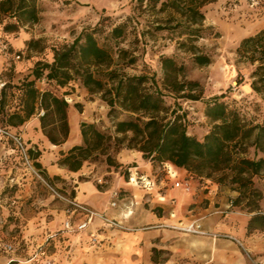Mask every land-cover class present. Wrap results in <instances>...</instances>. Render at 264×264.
<instances>
[{
  "label": "rangeland",
  "instance_id": "rangeland-1",
  "mask_svg": "<svg viewBox=\"0 0 264 264\" xmlns=\"http://www.w3.org/2000/svg\"><path fill=\"white\" fill-rule=\"evenodd\" d=\"M161 1L159 0L153 5L154 2L151 1L138 4L135 0H35L38 10L37 21L24 22L20 24L19 28L7 31L3 30V24H9L14 19L12 17L6 18L1 24L2 35L0 40L5 44L1 47V52L8 54V61L11 65H14L15 62L27 63L29 61L33 65V69L38 60L52 61L53 49L71 43L81 31L94 32L98 43L111 51L113 66L129 75L145 74L154 78L155 85L162 94L164 104L168 107L167 118L170 116L171 110L176 111L177 114H182L189 135L201 139L211 129L212 122L205 115L206 105L214 97L221 94L223 97H220L219 101L225 102L230 109L235 110L243 121L249 124L264 125V99L250 86V74L255 64L249 63L236 52L242 38L264 28V0H215L204 4L200 8L204 13V19L202 25L200 27L198 25L201 28V37L193 41L185 40L188 36V28L185 23L186 19L183 17L184 5H181L178 11L172 8L160 11ZM117 25H123V35L113 39L111 29ZM157 26H162V28H157ZM3 31L10 33L8 38L3 34ZM11 38L21 45L12 47L8 43V39ZM182 41H185L184 45H179V42ZM192 44L197 47L199 52L210 57L211 62L209 64L198 65L194 62L192 51L189 49ZM162 57H172L177 66H182L180 71L173 76V79L184 84V91L177 93L166 89L165 74L161 63ZM9 74L12 72L7 70L6 75L8 77ZM187 82H193L194 85ZM38 85L39 88L49 89L59 96L66 92L72 94L70 104L73 105V112L76 113L75 110H77L78 113H81L86 110V113L90 118L92 116L93 120L82 122L93 123L99 131L106 134L116 136L114 124L118 120H124L130 116L129 112L118 107L111 109L105 101L106 94L101 91H88L79 85L78 79L59 87L53 81L41 77ZM11 86L12 84H9L5 92L3 107L11 99ZM146 86L153 85H151V81H148ZM189 91L199 95V98L193 100L181 97L183 92ZM161 115L164 114L161 113ZM79 129L81 135V123ZM118 136L122 138L121 134ZM127 139L118 142L111 138L103 154H99L96 159H87L83 164L86 162L89 165L94 164L95 168L101 171L108 166L105 159L109 154L114 162L121 164L116 169H120L127 176L129 173L127 165L131 167L135 162L127 159L126 156H122L121 153L139 152L134 148L126 147ZM81 143L82 135L80 142L75 143V145ZM235 151L236 156L255 157L254 148L248 144L244 145V150L235 149ZM11 156V166L14 165V169H18L23 178L28 177L30 173L25 170L15 153ZM260 156H264V153L258 152L256 157ZM120 160L126 161L128 164L120 163ZM151 164L152 173L155 175V182L158 185L156 191L163 192L168 185L174 183L176 177L169 175L167 166L158 162ZM35 168L41 176L39 178L31 174L33 182L36 183V189L40 185L43 189L51 191L48 186V184L53 185L49 181L50 179L48 180L43 169L37 166ZM133 171L131 169V172ZM217 176L214 175V178H197V180L199 183L205 184H207L205 182L207 179L216 183L218 189L226 194L225 197L230 203L238 192L230 189L227 184L217 183L215 180ZM251 180L253 188L262 192L257 203L260 209L264 210V177L253 175ZM52 187L56 188L54 185ZM18 189L19 186L16 184L6 185L1 195L8 198ZM57 190L61 189L57 188ZM57 195L55 194V196ZM146 196L142 198L141 203L143 212L147 214L154 211L161 215L162 207L155 206V203L147 199ZM57 197L55 198L58 199ZM140 197L141 195L136 192V198L140 199ZM30 198H28V202ZM162 202L166 203V201ZM214 207L206 215L213 214L216 210L226 209L218 207V204H215ZM229 210L246 213L249 216L245 225V233L250 234L247 231V223L253 212L248 211L245 200ZM216 215L220 219H228V217H224L225 214L217 213ZM190 223L191 218L169 216L162 218L160 223L145 221V227L161 224L163 225L162 228L175 230L178 233L174 238L176 242L172 244V248L165 247L156 253L152 251V257L157 260L158 264H203V243L193 236L191 231L187 230ZM165 226H177L178 229ZM216 233L223 235L220 232ZM243 254H246L244 250ZM245 257L252 262L247 255Z\"/></svg>",
  "mask_w": 264,
  "mask_h": 264
},
{
  "label": "crops",
  "instance_id": "crops-1",
  "mask_svg": "<svg viewBox=\"0 0 264 264\" xmlns=\"http://www.w3.org/2000/svg\"><path fill=\"white\" fill-rule=\"evenodd\" d=\"M1 30L0 27V37ZM3 34L8 38L10 33L3 31ZM8 40L12 47L21 45L12 38ZM3 44L0 40V75L11 84L17 85L24 79L34 78L31 62H15L11 65L8 54L1 52ZM7 70L12 72L9 77L6 75ZM38 83L39 80L36 81L39 87ZM71 100L69 97V104ZM18 103L16 96H11L3 110L12 113L20 107ZM73 110V105L70 104L69 134L60 144L51 143L43 133L41 110L36 109L18 125L29 146L39 151L35 161L56 187L48 184L51 191L43 189L40 185L36 189L31 174L23 178L19 170L14 169V165L11 166V151L0 141V264H158L157 260L153 261L152 251L172 248L178 233L162 228L161 224L145 227V221L160 223L162 218L168 216L191 218V222L197 221L201 228L208 232L193 233V236L203 243V264H255L247 260L243 248L252 256L264 261V232L255 231L248 235L245 233L249 218L246 213L230 211L224 216L228 219L224 220L215 212L206 215L215 208V204L224 208H228L230 204L226 194L208 179L205 184L199 183L197 178H190L192 189L189 193L174 187L173 183L163 192H158L152 164L144 159L140 152L121 154L135 162L130 167L132 170L150 180V185L146 187L141 181H129V173L126 176L114 167L107 166L99 171L94 164L89 165L86 162L81 168L73 171L59 164L58 159L75 143L80 142V123L93 120L86 110L81 113L77 110L74 113ZM120 163L128 164L122 160ZM169 168V175L176 177L175 180L186 176V170L183 168L172 164H169ZM15 184L19 189L13 195L8 198L1 195L6 185ZM115 191L118 196L112 206L110 202ZM136 192L141 195L140 199L136 198ZM55 194H58V197ZM145 195L155 206L162 207L161 215L154 211L147 214L143 212L141 203ZM29 197L31 198L28 202ZM70 201L118 219L123 228L108 227L101 219L94 217L85 229L76 230V224L83 220L84 214L76 210ZM67 220L73 225L72 229L65 228L64 223ZM165 227L178 229L177 226ZM216 232L223 235L213 237L211 233ZM4 244H11L13 251L5 253L2 250ZM9 258L12 261L7 263Z\"/></svg>",
  "mask_w": 264,
  "mask_h": 264
},
{
  "label": "trees",
  "instance_id": "trees-1",
  "mask_svg": "<svg viewBox=\"0 0 264 264\" xmlns=\"http://www.w3.org/2000/svg\"><path fill=\"white\" fill-rule=\"evenodd\" d=\"M144 1L154 2L155 5L159 0H135L138 4ZM213 1L215 0H162L160 11L166 8L178 11L184 5L183 17L188 28L185 40L193 41L201 37L199 27L202 25L204 13L200 8ZM10 17L14 21L3 24V30L19 28L24 22L37 21L35 0H0V25ZM123 31V25L114 26L111 29L112 38L121 37ZM184 43L185 41L179 42V45ZM189 49L198 65L211 62L210 57L199 52L193 44ZM236 52L249 63L255 64L250 74V86L264 99V28L242 38ZM161 63L166 89L177 93L184 91V84L173 79L182 66H177L172 57H162ZM32 73L34 78L24 79L18 85L12 84L11 96H16L20 105L12 113L3 110L5 92L11 84L7 81L0 94L1 126L22 134L18 125L38 109L43 111L40 116L41 128L49 141L53 144L64 142L69 134L70 93L59 96L49 89H40L36 81L43 77L62 87L78 79L79 85L88 91H101L106 94L105 101L111 109L118 107L129 112L130 116L114 124L116 136L99 131L93 123L81 122L82 143L72 146L59 159V164L76 171L85 160L96 159L99 154H103L111 138L118 142L128 138L126 147L141 152L142 157L151 163L158 162L164 166L172 164L183 168L188 178H214V175H218L215 179L217 183L227 184L230 189L238 192L230 201V207L235 208V205H240L245 200L248 211L253 212L247 223V231L264 232V210L257 203L262 192L253 188L251 180L253 175L264 177V156L256 157L258 152L264 153V125L243 121L235 110L219 101L223 94L214 97L206 105L205 115L212 122L211 129L201 139L189 135L182 114L171 110L167 118L168 107L164 104L154 78L145 74L129 75L113 66L111 51L98 43L94 32L87 31H81L71 43L55 47L52 61H36ZM148 81L153 86H146ZM187 83L194 85L193 82ZM190 91L183 92L181 97L193 100L199 98V95ZM119 134L122 138H119ZM2 142L11 151L9 155L15 153L17 156L9 142ZM245 144L254 148L255 157L234 154L235 149L244 150ZM30 153L36 159L39 151L30 150ZM105 161L109 167L116 168L121 165L114 162L109 154ZM35 166L39 167L36 161ZM153 251L156 253V250ZM153 261L156 262L154 257Z\"/></svg>",
  "mask_w": 264,
  "mask_h": 264
},
{
  "label": "built area",
  "instance_id": "built-area-1",
  "mask_svg": "<svg viewBox=\"0 0 264 264\" xmlns=\"http://www.w3.org/2000/svg\"><path fill=\"white\" fill-rule=\"evenodd\" d=\"M6 85H7L6 79L0 75V94H1L2 90L6 87ZM41 113H42V111H41ZM2 140L9 142L10 147L17 153V157H18L19 161L24 165L25 170H27L30 174H33L34 176L41 178L40 174L38 173L37 169L35 168L34 159L30 153V150H33V151H36V150L34 147L29 146V144L25 141V139L23 138L21 133H16L13 130L4 128L3 126L0 125V141H2ZM167 168H168V173H170L169 165H167ZM128 171H129V176H128L129 181H131V182L141 181L145 187L150 185V180H147L144 177L138 175V172L136 170L131 172V168L129 167ZM101 181L102 180H98V182H101ZM173 186L181 189L183 192H186V193L191 192V189H192V184H191L190 178H188L186 176L175 180L173 183ZM117 196H118V193L116 191L112 193L113 200L110 202V205H112V206L115 205L114 199H116ZM70 203H71V205H73V207L76 210H78L84 214L83 220L76 224V227H75L76 230L85 229L86 226L92 221V219L94 217H99L102 220V222L109 227L123 228L122 222L115 219V218H110L102 212H97V211L92 210L90 208H87L81 204H77L73 201H70ZM230 208L231 207L228 206V208H226V209L216 210L215 213H221V214L226 215L228 212H230V210H229ZM64 225H65V228H67V229H69V228L72 229V227H73V225L68 220L64 223ZM187 230L191 231L192 233L208 234V232H206L205 230H203L201 228V225L197 221L191 222L187 226ZM211 235L213 237L222 236L219 233H211ZM237 243H239V245L241 247H243L239 241H237ZM13 249L14 248L11 244H4L2 247V250L5 253H10L13 251ZM243 249L246 252L245 255H247L255 264H264V261H262L260 258L252 256L250 254V252H248L245 248H243ZM10 261H12L11 258L8 259L7 263H9ZM49 264H51V263H49Z\"/></svg>",
  "mask_w": 264,
  "mask_h": 264
}]
</instances>
